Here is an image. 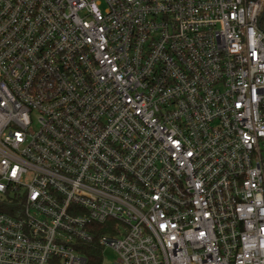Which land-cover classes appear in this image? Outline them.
<instances>
[{
  "label": "built area",
  "instance_id": "1",
  "mask_svg": "<svg viewBox=\"0 0 264 264\" xmlns=\"http://www.w3.org/2000/svg\"><path fill=\"white\" fill-rule=\"evenodd\" d=\"M0 203V264H264V0H0Z\"/></svg>",
  "mask_w": 264,
  "mask_h": 264
},
{
  "label": "rangeland",
  "instance_id": "2",
  "mask_svg": "<svg viewBox=\"0 0 264 264\" xmlns=\"http://www.w3.org/2000/svg\"><path fill=\"white\" fill-rule=\"evenodd\" d=\"M118 255L116 251L111 247H106L104 250V257L102 264H117Z\"/></svg>",
  "mask_w": 264,
  "mask_h": 264
},
{
  "label": "trees",
  "instance_id": "3",
  "mask_svg": "<svg viewBox=\"0 0 264 264\" xmlns=\"http://www.w3.org/2000/svg\"><path fill=\"white\" fill-rule=\"evenodd\" d=\"M0 209L9 210L10 211V209L7 206H5L4 204H1V203H0ZM91 245H94V244H91ZM99 249H101V248H99V246H98V251H97L96 248H92V251L88 252L89 256L95 258L97 256V253L99 252Z\"/></svg>",
  "mask_w": 264,
  "mask_h": 264
}]
</instances>
